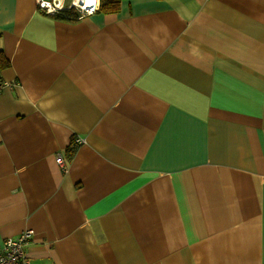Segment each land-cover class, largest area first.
Masks as SVG:
<instances>
[{"label": "crops", "instance_id": "0c3cea01", "mask_svg": "<svg viewBox=\"0 0 264 264\" xmlns=\"http://www.w3.org/2000/svg\"><path fill=\"white\" fill-rule=\"evenodd\" d=\"M37 1L0 0V243L31 229V264H264V0Z\"/></svg>", "mask_w": 264, "mask_h": 264}, {"label": "built area", "instance_id": "2783aa9c", "mask_svg": "<svg viewBox=\"0 0 264 264\" xmlns=\"http://www.w3.org/2000/svg\"><path fill=\"white\" fill-rule=\"evenodd\" d=\"M75 1L66 6L65 0H38L37 6L46 14L57 15L63 12L64 9H73L78 13L77 18L83 17L86 14H92L99 7V0L96 3L84 7L83 4H75ZM8 85L5 81H0V93L3 88ZM85 142L82 137L74 138L71 143L76 146L79 143ZM57 163L63 170L67 169L68 163L63 153H58L56 157ZM32 230H26L16 237H7L0 243V264H31V258L27 253V245L30 241Z\"/></svg>", "mask_w": 264, "mask_h": 264}, {"label": "trees", "instance_id": "16d2710c", "mask_svg": "<svg viewBox=\"0 0 264 264\" xmlns=\"http://www.w3.org/2000/svg\"><path fill=\"white\" fill-rule=\"evenodd\" d=\"M99 9L103 10L104 12H118L120 9L121 0H99ZM57 17H63V18H75V13L73 9H64L63 12L55 15ZM77 17V16H76ZM74 141V139H73ZM72 141V142H73ZM74 148V147H73ZM73 148H70L73 150ZM69 149V154L73 155L74 151H71Z\"/></svg>", "mask_w": 264, "mask_h": 264}, {"label": "bare ground", "instance_id": "6f19581e", "mask_svg": "<svg viewBox=\"0 0 264 264\" xmlns=\"http://www.w3.org/2000/svg\"><path fill=\"white\" fill-rule=\"evenodd\" d=\"M74 1H75L74 3L77 4V5H79L81 3V4L84 5V7H88L89 6V5L86 6L85 0H74Z\"/></svg>", "mask_w": 264, "mask_h": 264}, {"label": "snow or ice", "instance_id": "6c2138e0", "mask_svg": "<svg viewBox=\"0 0 264 264\" xmlns=\"http://www.w3.org/2000/svg\"><path fill=\"white\" fill-rule=\"evenodd\" d=\"M97 2V0H85V4H86V6L87 5H91V4H93V3H96Z\"/></svg>", "mask_w": 264, "mask_h": 264}, {"label": "rangeland", "instance_id": "374dc122", "mask_svg": "<svg viewBox=\"0 0 264 264\" xmlns=\"http://www.w3.org/2000/svg\"><path fill=\"white\" fill-rule=\"evenodd\" d=\"M71 2H72V0H65L66 6H68Z\"/></svg>", "mask_w": 264, "mask_h": 264}]
</instances>
